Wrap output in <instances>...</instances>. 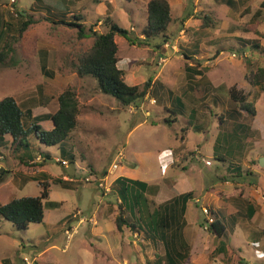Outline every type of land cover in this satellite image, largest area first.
<instances>
[{"label": "rangeland", "instance_id": "rangeland-1", "mask_svg": "<svg viewBox=\"0 0 264 264\" xmlns=\"http://www.w3.org/2000/svg\"><path fill=\"white\" fill-rule=\"evenodd\" d=\"M98 1L16 0L14 5H9V0H0V30L8 28L5 30L8 35H5L6 33L0 35V49L5 40L11 47L19 41L17 29L20 23L16 17L19 12L25 18L36 19V23L32 24L20 39V49L18 46L16 49L13 47L11 60L0 65V99L9 96L15 99L23 112L25 129H29L36 123L35 118L54 112V105L48 108L49 103L67 89L75 92L79 106L76 125L68 138L63 141L62 150L59 147L57 149L59 145L54 147L42 145L32 134L24 142L28 145L19 147V152L12 151L15 146L9 144L4 146L2 152L5 153L6 160L0 161V167L8 172L0 181V204H6L15 198L39 196L42 190L40 182L48 183L49 197L42 202L44 218L41 223L18 228L0 216V261L8 259L11 264H24V259L32 261V264H154L156 256L164 254L161 243L148 241L143 234L134 233L126 227H123L119 234L112 233V230L115 231L114 218L119 211L116 194L111 190L103 195V190L97 186L96 180L92 178L90 182H85L84 179L93 173L97 177L107 173L106 183L110 185L114 177L124 174L131 169L130 165L136 163L133 151L153 149L165 153L168 149L179 147L181 140L175 139L179 138L182 129L191 126L192 122L189 121L188 124L183 115L164 111L162 104L154 106L143 103L147 116H143L140 109H135L134 116H131L128 111L119 110L121 107L113 97L100 93L93 79L83 80L78 77L75 66L79 57L91 47L92 38L79 37L77 28L60 23L54 24L52 21H58L63 15L69 13L68 20L75 15L83 17V21L78 19L70 20L71 22L84 24L86 29L93 27L97 32L106 33L108 31V26L104 25L106 15L99 12ZM100 1L105 7L106 4L110 6L111 19L127 31L129 38L140 40L131 44L122 36L114 37L118 47L117 55L121 58L120 63L126 60L124 66L120 67L126 71L128 84L138 83L141 78L146 80L153 78L161 68L162 78L166 80L169 72L175 68V64L176 66L180 64L178 59L183 56L182 53H188L186 48L190 50L199 47L204 58L216 57L215 62L223 66L228 63L233 53L236 57L241 56L237 51L239 45L236 40L237 33L249 42L246 45L247 48L251 45L250 43L262 46L264 42V10L257 17L254 15L259 8V0L248 2L235 0V7L232 9L227 7V4L220 5L216 2L217 0H182L181 5L175 0H168L171 3L173 20L168 26L167 35L170 36L171 43H174V39L178 40L174 43L175 48L171 49L172 52L161 49L165 44L163 34L149 39L137 38L143 35L146 25V0ZM11 9L14 11L12 12ZM194 10L195 13H192ZM190 14H194V17L201 21L194 23V33L186 31L182 35L185 36L183 38L179 36L180 30L183 29L181 20L188 18ZM206 15L212 23L208 24V27L201 28L200 25ZM98 20L101 24L95 27L94 23L97 24ZM65 21H67L66 18ZM226 21L229 26L237 27L239 30L226 32L222 28L226 26ZM256 21H259V26L255 23ZM190 24L191 20L187 27ZM241 27L245 30L240 29ZM254 49L249 51L250 61L255 57L264 58V45L262 49L260 46ZM42 50L53 53V65L50 67V71L54 74L53 78L41 72ZM193 51L198 53L197 49ZM160 58L164 59V62L167 60L162 66L158 65ZM246 68V74L253 71L249 65ZM239 80L241 78L233 81L240 84ZM250 99L249 101L259 109L264 108L258 98ZM46 105L48 110L44 108ZM31 108H33L32 111ZM249 117L248 115L247 118ZM48 119L39 124L45 130L51 129V122ZM163 119L170 121L165 124ZM153 120H159V123L163 125L157 133L158 140H140V136L149 130L148 126ZM212 120L218 125L214 118ZM140 121H145V125L128 134L135 123ZM231 126L234 124H230V130ZM250 129L251 127L248 126V131L245 129L242 133L236 131L234 135L228 137V140H232L229 145H226L230 152L246 151L245 143L249 140L247 135H251ZM205 130L206 128H202L201 132H190L189 140L184 144L183 152L195 150L198 144L199 151L204 157L203 160L189 157L188 173L184 176L190 182L198 179V183L204 187H210V185L216 187L222 178L228 176V173L223 169L222 163L213 158L214 140L211 139L214 132L209 128L204 134ZM117 150H123L125 159L118 164L117 169H112L113 164L116 163ZM24 152L31 157L47 153L53 157L43 166H36V164L23 166L19 156ZM257 153L259 151L249 155L257 158ZM261 154L264 153L261 152ZM56 159L66 161L67 166H62ZM26 160L27 158L24 162ZM226 160L228 163L231 161L228 158ZM206 161L212 163V166H205ZM176 162L180 164L179 159H176ZM173 172L174 170H168L167 177H172ZM62 177H71L76 181L64 183ZM57 178L59 182L55 181ZM21 179L24 183L17 184ZM243 180L251 182V179L246 176ZM148 195L147 202L152 211L160 203L159 200L150 199ZM77 211L81 213L79 216L85 218L90 224L87 225L88 222H86L82 225V223L77 233L68 241L65 230L68 225L74 226L77 223L71 218ZM192 212L195 214L194 220L198 224H203L206 218L199 204L192 203ZM126 218L129 222L132 221L130 215L126 214ZM187 221L191 224L183 228V235L186 244L191 246H189V252L193 255L195 264H238V260L232 255L225 253L221 256L214 250L218 239L209 235L204 227L192 225L191 212L187 214ZM92 224L102 227L101 235H94L88 231ZM232 244L240 248L239 255L242 259L252 264H264V253H260L258 248H253V243H250L248 247L241 237H238ZM124 259L126 262L123 261Z\"/></svg>", "mask_w": 264, "mask_h": 264}, {"label": "crops", "instance_id": "crops-1", "mask_svg": "<svg viewBox=\"0 0 264 264\" xmlns=\"http://www.w3.org/2000/svg\"><path fill=\"white\" fill-rule=\"evenodd\" d=\"M65 1L72 2V0ZM233 1L234 5L232 8L235 7V3L237 0ZM241 1L248 2L249 0ZM263 1L264 0L258 1L259 8L255 11V13L264 10L260 8V5ZM147 2L148 0L145 1V9H147ZM175 2L179 5L182 4V0H175ZM216 2L220 3V5L225 6L224 3H221V0H217ZM168 3L171 9V3L169 1ZM97 6H99V12H103L106 17H109L111 19L110 6H107L106 4L105 7L100 0L98 1ZM229 8L232 9L231 7ZM192 13H195V10ZM68 14L65 15L66 20H74L73 17L68 20ZM254 15L255 17L258 16L256 14ZM79 20L83 21V17L80 16ZM190 20L191 24L189 27H187V24ZM199 21H201V19L194 17V14H190L186 19L183 18L181 20L183 29L180 30L179 36H182L186 31H192V33H194V23H197ZM211 23L212 22L210 20L209 24ZM225 23L226 26H222V28H224L226 32L239 30V28L237 27L229 26L228 21H226ZM255 23L259 26V21H256ZM100 24V20L97 21V24L94 23L95 27ZM30 26H28L27 29ZM200 26L202 28V23ZM5 29L6 28H2L0 30L1 36L6 33ZM240 29L245 30L242 27ZM26 30L23 32V34H25ZM93 30L96 31L95 29ZM169 37L170 36L167 35L166 30L165 35H163V41L165 42V44L161 48L165 51H171L172 48H175L174 43L178 42L177 39H174V43H171L172 40H169ZM182 37L185 38V36ZM182 37H180V39H182ZM137 38L144 39V36L139 35L137 36ZM20 39L16 44H14L13 47H15V49L17 48V46L20 49ZM236 40L239 44L237 51L240 52L241 56L236 57L235 53H233V56L228 60V63L224 64L223 66H219L218 63L215 62L216 57L204 58V56L200 52L199 47H194L190 50L186 48L188 53H182L183 56H180L178 59L180 61V64L178 66H176L175 64V68H173L169 72L166 80L162 78L163 72L161 68L153 78H148L147 80L141 78L138 83L128 84L126 82V71H124L120 67L124 66L126 60H124V62L121 64V58L117 55V66L120 70H122L124 81L126 82V84L131 86H141L145 82H149V87L146 91V94L143 100L140 101L137 106H129L128 108L119 110L128 111L131 116H134L135 109H140L143 116H147V110L143 106L145 103L154 106L162 104L164 111L171 112L174 115H183L187 123L189 121L192 123L191 126L184 127L183 129L186 130L182 129V134L180 135V137L175 139L181 140V144L179 147L168 149L165 153H163V151L153 149L133 151L132 154L135 158L136 163L134 165H130L131 169H128L124 174L114 177L111 180L110 186L112 187L113 182L119 177H124L128 180L141 182L146 185L144 193L146 200L148 199L147 195L149 194L148 196L150 199L159 200L160 204L181 195L190 194L191 198L186 202L185 205L184 227L191 224L187 221V214L191 212L193 222L192 225H196L201 228L202 224H198V222L194 220L195 214L192 212L193 202L199 204L200 210L204 207L212 210V215L215 221L222 224L225 230L222 238H217L208 232L209 235H212L213 237L218 239V244L214 248V250H217V252L220 251L218 253H220L221 256L225 255V253L232 255L234 258H236V260H238V264H252L250 261L242 259L241 255H239L241 251L240 248L232 243L234 242V240H237L238 237H241L246 246L249 247L250 243H253V248H258L260 253H264V167L260 166L259 164V161L261 159H264V154H261V152L264 153V108L259 109L254 105L255 114L252 117L250 116L249 118H247L248 115L241 112L236 103L230 99L229 90L230 88L235 87L236 90L247 95L248 100L250 98L253 100L258 98V101L261 103V105H264V83H262L261 85L251 86L244 79L247 71V65H249V67H252L251 69L254 72L258 69L264 68V58L253 56L255 58L252 61H250L248 58V55H250L249 51L257 47L259 48V46L260 49H262L264 42L262 46L261 44L257 45L250 43L251 45L247 48L246 45H248L249 42L246 41L240 33H237ZM193 49H197L198 53H195ZM45 51L50 53L47 50ZM52 55L53 53L51 52L50 57H48L47 59V70H41V72L49 78L54 77L53 72L50 71V67L53 65ZM254 63L256 64L255 67ZM162 64H159L158 61L159 66H162ZM82 78L83 80L88 79V77ZM237 78H241V80L238 81L240 82V84L233 81ZM261 99L263 100L261 101ZM44 108L48 110L47 105L44 106ZM32 109L33 108H31V111ZM170 110H176L177 112H173ZM238 112H241V114H238ZM48 114L49 113L41 115L42 121L38 122V124L43 121H47ZM213 118L217 121L218 125L214 120H212ZM48 120L51 122L50 119ZM169 121V119H163V122L165 124H167ZM145 123V121H140L138 123L136 122L128 134H131L139 128L143 127ZM230 124H234V126H231V130L229 128ZM162 126L163 125L159 123V120L151 121L150 126H148L149 130H147L144 135L140 136V140H158L157 133L162 129ZM248 126L251 127V135H247V138H249V140L245 143L247 144V147L245 148L246 151L230 152L229 147H227L226 145H229L232 140H228V137L234 135L236 131H238V133H242L244 129L248 131ZM52 128L53 125L51 122V129ZM202 128H206V130L203 131L204 134L208 132L209 128L214 132L211 139L214 140L212 146L213 158H216L218 161H220L222 163V167H224L223 169L228 173V176L226 178H222L220 184L216 187L213 185H210V187H204L198 183V179L190 182L188 181L186 176H184V174L187 175L188 173L187 163L189 157H192L194 159H204L199 151L198 144L196 145L195 150L185 152H183L182 150L183 148L185 149L184 144L187 140H189L190 132H201ZM240 130L242 131L240 132ZM8 137L9 139L7 140ZM63 143L64 142H62L61 145L57 146V149L59 147L60 150H62ZM8 144L10 146L12 145V138L10 137V135H5L4 140L0 141V161L6 160V155L2 151L4 150V146ZM11 148L9 149L11 150ZM5 149H7V147ZM17 151L19 152L20 150ZM258 151L259 153L256 154V156H258L257 158H253L249 155L252 154V152ZM47 155L50 159L53 157L50 153H47ZM229 155L233 156L230 157ZM19 157L27 158L26 162H20L21 164H23V166H25V163L27 165L36 164L37 166L39 162H41L40 159L42 158V154L31 157V155H26V153L24 152L23 154H20ZM227 158L231 160L229 161V163L226 160ZM176 159H179L180 164L176 162ZM205 166L210 167L212 166V163H210V165L205 164ZM170 169L174 170L173 175L172 177H167L168 170ZM0 170L4 169L0 167ZM175 170L177 172H175ZM102 175L106 176L107 180L108 174L103 173ZM244 176L250 178L251 182L244 181ZM61 179L71 183L73 181H76L71 177H62ZM19 183L23 184L24 180L21 179V181H19L17 184ZM103 195L106 194L103 193ZM106 203L108 204L109 202ZM101 208H103L102 204ZM249 214L251 215L250 218L247 217ZM88 220L91 221L92 219ZM86 222L88 221L86 220ZM86 222H84L82 225H84ZM89 224L90 222L87 223V225ZM88 231L94 235H101L103 232L102 227L100 225L96 226L95 224H92ZM111 232L118 233L116 231V228L115 231L112 230ZM188 245L190 246V244ZM222 245H224V248ZM194 260L195 259H193V255H190L189 252V263L195 264ZM123 261L126 262L125 259ZM0 264H11V262H9L8 259H2L0 261Z\"/></svg>", "mask_w": 264, "mask_h": 264}, {"label": "trees", "instance_id": "trees-1", "mask_svg": "<svg viewBox=\"0 0 264 264\" xmlns=\"http://www.w3.org/2000/svg\"><path fill=\"white\" fill-rule=\"evenodd\" d=\"M221 3L227 4L231 8L234 5L233 0H221ZM260 8L264 9V1L261 3ZM146 13V25L143 30L144 39L160 34L165 35L172 20L168 1L148 0ZM259 13L260 11L256 15H259ZM16 17L20 23L17 29L19 39L28 26L36 23V19L33 17L25 18L21 12ZM206 17L202 20V27H207L210 22ZM73 19L76 21L80 19V16H73ZM52 23L75 27L78 29L79 37L92 38L91 47L79 57L75 66L78 77L93 79L99 92L113 97L122 109L137 106L143 100L149 82H145L141 86L126 84L123 72L117 66V45L114 37L115 35L122 36L131 44H135L136 41L139 42L140 40L129 38L127 31L116 25L109 17L105 18V24L108 26L106 33L94 31L91 27L86 29L84 24L65 21V15L59 18L58 21H52ZM5 30H8V28L6 27ZM5 35H8V33L6 32ZM12 53L13 46L11 47L5 40L3 47L0 49V65L10 61ZM40 54L41 70L46 71L48 67L47 59L50 57V53L42 50ZM245 80L251 86L261 85L264 83V68L255 72H248L245 75ZM229 96L241 112L251 117L255 114L254 105L248 100L247 95L232 87L229 90ZM53 105L55 107L54 112L47 116L53 125L51 130H45L38 124L42 121V118H35L36 123L29 129H25L23 112L15 99L10 96L0 99V141L4 140L5 135H10L12 146H15L12 151L19 150V147H26L28 144L24 142L31 134L35 135L38 141L47 147L61 145L76 125V117L79 111L77 96L75 92L67 89L56 98H53L48 108ZM241 112H238V114H241ZM20 159L24 161L25 158ZM48 159L50 158L47 154L42 155V160L38 165L43 166ZM7 172L6 170H0V181ZM55 181L59 182V179ZM39 184L42 187L39 196L15 198L6 204H0V216L18 228H26L33 223H41L44 218L42 202L49 197V194L48 183L40 182ZM111 188L119 202V211L114 218L117 232L120 233L123 227H126L134 233L143 234L148 241L161 243L164 254L156 256L154 264H190V248L183 236L185 205L191 198L190 194L173 198L150 211L144 196L145 184L119 177L113 182ZM210 211L212 212V210ZM136 213H138V216H136ZM126 214L131 216V222L127 220ZM250 216L249 214L247 217L250 218ZM201 227H204L207 232L217 238H222L224 235L223 225L215 219L211 223H208L205 219ZM222 246L224 248V245Z\"/></svg>", "mask_w": 264, "mask_h": 264}, {"label": "built area", "instance_id": "built-area-1", "mask_svg": "<svg viewBox=\"0 0 264 264\" xmlns=\"http://www.w3.org/2000/svg\"><path fill=\"white\" fill-rule=\"evenodd\" d=\"M15 2H16V0H9V5H14ZM11 11L13 12L14 10L11 9ZM162 63H164V59H159V64H162ZM115 160H116V163L113 164L112 169H117L118 164L124 160L123 150H117ZM56 161L59 162L62 166H67V162L64 160L56 159ZM205 164L210 165V162L206 161ZM92 178L97 181V186L103 190L104 194H108L111 191V186L107 185V183H106L107 182L106 176L97 177L94 174H90L88 177H86L84 179V181L90 182L92 180ZM201 211L205 215V218L208 221V223L213 222L214 217L212 215V212L208 208L204 207L201 209ZM80 214L81 213L79 211H77L74 215H72L71 218L73 220H76L77 223L74 226L68 225V228L65 230L66 238L68 241H70L72 236L77 233L79 226L82 223L86 222L85 218H82L81 216H79ZM23 263L24 264H32V261L24 259Z\"/></svg>", "mask_w": 264, "mask_h": 264}, {"label": "water", "instance_id": "water-1", "mask_svg": "<svg viewBox=\"0 0 264 264\" xmlns=\"http://www.w3.org/2000/svg\"><path fill=\"white\" fill-rule=\"evenodd\" d=\"M259 164H260V166L264 167V159H261V160L259 161Z\"/></svg>", "mask_w": 264, "mask_h": 264}]
</instances>
